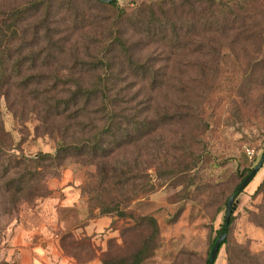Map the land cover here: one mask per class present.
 I'll list each match as a JSON object with an SVG mask.
<instances>
[{
	"label": "rangeland",
	"instance_id": "1",
	"mask_svg": "<svg viewBox=\"0 0 264 264\" xmlns=\"http://www.w3.org/2000/svg\"><path fill=\"white\" fill-rule=\"evenodd\" d=\"M161 1L119 0L118 6L131 13L158 8ZM223 1L236 14L244 15L232 30L207 31L205 35L191 37L175 53L157 50L155 46L140 51L141 59L151 58L153 68L166 73L165 81L155 85L159 93L154 95L152 110L162 107L169 113L182 112L184 117L163 126L159 133L136 146L120 150L114 162L125 160L122 164L137 170L146 180L149 175L155 178L160 167L159 174L165 176L170 172L167 181L130 203L125 217L102 215L86 192L92 185L96 167L84 166L75 158L56 163L46 173L49 195L22 200L12 215L0 203V264H19V259L6 261L4 257L12 240L21 239L16 228L24 224L32 234L42 222H53L47 228L48 235L59 242L62 239L65 255L73 256L78 264L96 259L103 264L104 257H128L151 234V226L140 220L146 215L157 220L160 234L152 256L142 264L206 263L210 243L225 222L229 197L237 189L242 173L255 168L264 152V0ZM219 22L223 25L222 20ZM197 41L202 46H194ZM57 68L63 76L55 84L67 90L71 84L69 76L75 70L72 60L56 57ZM168 77L173 80L168 81ZM177 78L184 81L180 87L184 92L177 90ZM130 81L118 83L117 87L128 84L136 89L150 87L145 82ZM24 106L15 107L26 115L25 121H20L6 99H0V121L4 128L26 155L55 154L58 128L64 120L46 119L43 124L53 126L52 134L49 125H42L34 114L27 115L31 107ZM38 126L40 129L36 130ZM183 155L186 157L183 162H196L190 172L177 170ZM263 178L264 164L235 198L234 221L228 232L237 246L232 251L237 257L233 264L264 262V226L253 221L264 205V194L256 193ZM99 219L107 222L101 225V230L96 224ZM215 264H228L226 245Z\"/></svg>",
	"mask_w": 264,
	"mask_h": 264
},
{
	"label": "trees",
	"instance_id": "2",
	"mask_svg": "<svg viewBox=\"0 0 264 264\" xmlns=\"http://www.w3.org/2000/svg\"><path fill=\"white\" fill-rule=\"evenodd\" d=\"M118 3L119 0H0V99H6L20 121H25L26 115L15 109L16 105L31 107L26 114L36 115L42 125H49L52 134L53 126L43 123L49 118L64 120L58 128L56 153L34 156L23 152L0 121V203L6 206L7 214L12 215L22 200L49 195L46 173L68 158L96 167L92 185L85 190L102 215L125 217L130 203L154 192L171 176L170 172L159 174V167L158 175H149L146 180V176L122 164L125 160L114 162L120 150L136 146L184 117L182 112L169 113L162 107L152 110L154 95L159 93L155 85L165 81L166 73L156 71L151 58L141 59L140 51L155 46L175 53L191 37L207 31L232 30L244 15L236 14L223 0H162L158 8L131 13ZM201 43L197 41L194 46ZM56 57L72 60L75 70L69 76L67 90L55 84L63 76L56 69ZM129 79L150 87H117ZM176 81L177 90L184 92L180 89L184 81ZM185 158L183 155L179 160L177 170L190 172L196 162H183ZM253 169L242 173L236 188ZM256 193L264 194V178ZM263 207L260 214L253 216V221L262 226ZM140 220L151 226V234L130 256L104 257L103 264H142L152 256L159 224L152 215ZM233 221L232 211L228 228L223 223L211 241L205 264L215 242L225 232L227 237L220 250L226 245L228 264L236 262L232 251L237 246L228 236Z\"/></svg>",
	"mask_w": 264,
	"mask_h": 264
},
{
	"label": "crops",
	"instance_id": "3",
	"mask_svg": "<svg viewBox=\"0 0 264 264\" xmlns=\"http://www.w3.org/2000/svg\"><path fill=\"white\" fill-rule=\"evenodd\" d=\"M49 223L53 222H42L41 225L34 228L32 234L30 227L24 224L16 228V232L20 233L21 239L12 240L10 246L5 248L4 257L6 261L19 259V264H78L73 256L71 258L65 255L62 239L59 242L55 237L48 235L50 234L49 229H47ZM105 223L107 224L105 220L99 219L96 224L100 226V229L101 225L103 227ZM60 224L63 225V221ZM35 235L39 237L35 238ZM34 238L35 240H33ZM85 264H100V261L96 259Z\"/></svg>",
	"mask_w": 264,
	"mask_h": 264
},
{
	"label": "water",
	"instance_id": "4",
	"mask_svg": "<svg viewBox=\"0 0 264 264\" xmlns=\"http://www.w3.org/2000/svg\"><path fill=\"white\" fill-rule=\"evenodd\" d=\"M107 1H113V0H107ZM263 164H264V152H263V155H262L261 159L259 160L258 164L256 165V167L241 182V184L239 185V187L237 188L235 193L232 196H230V198L228 199L227 211H226L225 222H224V225L226 228H228L229 223H230V218H231V214L233 211V205H234V201H235L236 196L238 194H240L252 182V180L255 178V176L258 174V172L262 168ZM226 237H227V232H225L223 235H221L217 239V241L215 242V244H214V246L210 252L208 264H215V261H216L217 255L219 253L220 247H221L223 241L226 239Z\"/></svg>",
	"mask_w": 264,
	"mask_h": 264
},
{
	"label": "built area",
	"instance_id": "5",
	"mask_svg": "<svg viewBox=\"0 0 264 264\" xmlns=\"http://www.w3.org/2000/svg\"><path fill=\"white\" fill-rule=\"evenodd\" d=\"M248 153H249L250 155H252V154H253V151H251V150H248Z\"/></svg>",
	"mask_w": 264,
	"mask_h": 264
}]
</instances>
